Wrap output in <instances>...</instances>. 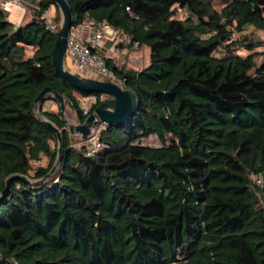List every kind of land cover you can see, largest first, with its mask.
Returning <instances> with one entry per match:
<instances>
[{
	"label": "trees",
	"instance_id": "trees-1",
	"mask_svg": "<svg viewBox=\"0 0 264 264\" xmlns=\"http://www.w3.org/2000/svg\"><path fill=\"white\" fill-rule=\"evenodd\" d=\"M66 1L69 33L107 22L148 62L105 58L137 102L90 154L60 110H41L61 131L58 161L55 132L33 112L39 91L63 94L80 122L106 94L54 71L53 0H20L33 17L16 27L0 8V264H264V50L232 39L264 30V0ZM77 96L95 97L87 114ZM150 135L161 145L140 144Z\"/></svg>",
	"mask_w": 264,
	"mask_h": 264
},
{
	"label": "water",
	"instance_id": "water-1",
	"mask_svg": "<svg viewBox=\"0 0 264 264\" xmlns=\"http://www.w3.org/2000/svg\"><path fill=\"white\" fill-rule=\"evenodd\" d=\"M57 5L61 14V23L57 31V37L54 42L52 51V66L54 71L62 78L67 80L73 87L86 92H101L106 95H111V98L97 105L94 110L88 114L83 122L78 124H70L68 131L71 135L80 134L82 140H86L91 132L92 126L107 124H121L125 122L131 115L135 105L136 96L129 90L118 84L117 80L105 79L103 77L92 78L88 76H79L72 73L65 64L66 60V40L71 28V9L66 0H53ZM50 95L53 100L59 104V110L63 113L65 109L64 95L53 90L50 87H44L39 91L34 100V104H38L40 108L44 99ZM43 123L49 126L56 134L58 141V161L63 149L61 131L55 127L49 120L40 119ZM57 161V162H58ZM56 164L51 168L53 171ZM18 178L26 181L30 185H37L41 180H30L29 178L19 175ZM10 178L6 180L8 187ZM6 264H13L9 260H5Z\"/></svg>",
	"mask_w": 264,
	"mask_h": 264
},
{
	"label": "rangeland",
	"instance_id": "rangeland-1",
	"mask_svg": "<svg viewBox=\"0 0 264 264\" xmlns=\"http://www.w3.org/2000/svg\"><path fill=\"white\" fill-rule=\"evenodd\" d=\"M212 3H213V7L216 10H220V8L223 6L222 0H212ZM22 6L25 9L19 5H13L11 7L10 12L7 13L8 21L12 22L15 27L23 23H26L33 17L32 10L30 8L27 9V7L23 4ZM176 10H177V17L184 18L186 16V13L183 10H180V9H176ZM44 16L46 17L48 23H53L55 27L56 25H58V28H59V25L61 23L60 11H59V14H57L55 12L54 7H50L49 10L44 13ZM232 39L233 40L239 39L241 41H243L244 39H248L247 41L250 40L253 43L259 42L262 45L256 48V50L257 51L264 50V30L256 29L250 26L244 29L243 32H235L232 36ZM106 48H107V51L110 49L108 51L109 55L112 56L110 58L116 61L119 65H124L126 68H129V69H141L142 67L145 66L144 60L147 58V56L146 58L145 57L143 58L144 59L143 60L144 63H143L141 61L142 59L139 58L140 54L134 53L133 50H131L130 47H128V40H125L124 42L107 43ZM144 50L146 51V49ZM30 53H31V49H27V54L29 55ZM145 53H147V51ZM237 53L244 56L248 52L245 51L243 48H240V50H238ZM68 60L70 59L68 58V56H66L65 62H68L67 67L72 73L79 75V76H88L92 78H98L96 74H93V73L89 74V73L78 70L76 66L71 64ZM118 84L122 86V82L119 81ZM47 96L51 97L50 95H47ZM77 97L79 99L80 106L84 111L90 110L92 105L96 101L94 96H87V97L77 96ZM108 98H111V96L109 97L108 95H103L100 97V100L105 101ZM64 103H65V109L62 113V117L64 118L66 127L68 129V126L70 124H78L80 123V121L77 117L76 112L70 107L66 99H64ZM41 110L42 111L48 110V111L55 112L59 110V104L51 98L43 102L40 108L38 107L37 103L34 104L33 112H34V115L39 119H43ZM102 127H103L102 125L92 126L90 136L86 140H82L80 134H74L71 136H74L76 139H79L80 143L85 145V148L87 149V151H90L91 149L95 147V143L97 142V136ZM165 138H166V144H169L172 139L171 135L166 134ZM139 142L140 144L148 145V146H160L161 145L159 138L156 135H150L140 140ZM46 164H47V159L42 158L41 161L33 163V167H36V165H46Z\"/></svg>",
	"mask_w": 264,
	"mask_h": 264
},
{
	"label": "built area",
	"instance_id": "built-area-1",
	"mask_svg": "<svg viewBox=\"0 0 264 264\" xmlns=\"http://www.w3.org/2000/svg\"><path fill=\"white\" fill-rule=\"evenodd\" d=\"M13 5L23 7L20 0H0V8L6 13L10 12ZM47 25L52 30L55 29L53 23H48ZM90 28L92 32L86 38L79 37V29H75L72 33L68 34L66 40V56H68L72 64L80 71L89 74L93 73L98 77L109 80H117L112 71L107 67L105 63L106 55L101 52L99 45L104 41H110L111 43L120 42L122 39L120 32L107 22L98 24L96 28L90 25ZM88 111H84V113L87 114ZM98 147L99 143L97 140L95 147L88 151V154L95 151ZM253 179L256 184L261 185L262 180L260 178L253 177Z\"/></svg>",
	"mask_w": 264,
	"mask_h": 264
},
{
	"label": "crops",
	"instance_id": "crops-1",
	"mask_svg": "<svg viewBox=\"0 0 264 264\" xmlns=\"http://www.w3.org/2000/svg\"><path fill=\"white\" fill-rule=\"evenodd\" d=\"M91 32H92V29L90 28V26H84V27H82V29L81 28L79 29V37L86 38L88 36V34L91 33ZM107 43H111V42L110 41H104V42L100 43L99 49L101 50V52L103 54L106 55V57H108V56L109 57H112L108 53V51L110 49L107 51V48H106ZM144 49H146L147 53H145L146 51ZM131 50H133L134 53H139L140 54V57L139 58L142 59L141 60L142 62L144 60L143 58L144 57L146 58V56H147V58L144 60L145 61V65L147 64V62H148V49H147V47H141V48H139V47L138 48L132 47ZM68 61L72 64V62L70 60H68ZM67 63L68 62H65L66 66H67Z\"/></svg>",
	"mask_w": 264,
	"mask_h": 264
}]
</instances>
